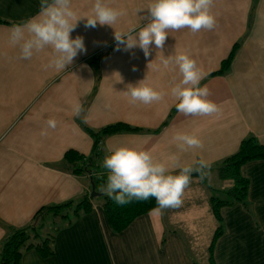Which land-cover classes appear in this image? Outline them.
Masks as SVG:
<instances>
[{
	"label": "crops",
	"instance_id": "obj_1",
	"mask_svg": "<svg viewBox=\"0 0 264 264\" xmlns=\"http://www.w3.org/2000/svg\"><path fill=\"white\" fill-rule=\"evenodd\" d=\"M106 3L126 12L113 28L87 26L94 0H71L81 18L70 37H81L85 50L59 71L44 68L50 49L23 59L19 47L9 44L11 26L35 16L40 0H0L4 20L0 22V241L12 228L30 222L40 206L92 193L88 172L75 174L61 166L69 148L91 155L93 137L84 126L100 128L124 121L141 128L105 135L99 145L100 166L108 143L143 145L164 162L176 155L191 163L199 153L212 162L210 172L244 137L254 135L264 143V0H213L212 30H169L163 54L153 46L147 58L139 47L125 50L118 45L114 31H125L146 16L147 9L136 10L146 8L149 0ZM236 42L240 45L228 71L212 74ZM177 51L188 52L206 73L201 86L219 106L218 114L186 116L176 110L170 87L180 74L174 66L164 69L161 58ZM142 79L164 94L161 101L129 103L125 84ZM76 101L84 107L80 118L72 114ZM49 119L57 122L54 129L48 127ZM177 131L195 133L202 148L181 150L173 140ZM240 170L249 180L248 197L221 208L223 230L215 242L216 264H264V159L247 161ZM209 188L206 179L200 181L194 174L180 207L162 214L153 208L120 231L108 225L102 197L90 195V210L59 226L54 253L42 257L27 249L22 263L207 264V247L217 224ZM199 245V249L204 245L205 254L199 253ZM192 251H198L200 262Z\"/></svg>",
	"mask_w": 264,
	"mask_h": 264
},
{
	"label": "clouds",
	"instance_id": "obj_2",
	"mask_svg": "<svg viewBox=\"0 0 264 264\" xmlns=\"http://www.w3.org/2000/svg\"><path fill=\"white\" fill-rule=\"evenodd\" d=\"M213 0H149L147 15L125 31H114V39L125 50L139 47L145 57L151 55L153 46L163 54L169 30L179 31L187 28L196 33L200 30H212L216 18L212 13ZM126 14L125 10L111 7L106 0H94L93 11L87 20V26H113ZM76 17L71 0H40V10L23 23H14L9 32V44L18 46L23 59H31L34 54L50 49L48 63L44 68L55 67L59 71L70 65L78 52H83V39L72 38ZM113 28V27H112ZM164 69L174 66L180 78L170 87V97L175 101L176 110L184 115L211 116L218 114L219 106L209 99V90L201 86L206 73L186 51H177L171 57L162 55ZM119 82L123 83L121 77ZM126 96L130 104L137 102L145 105L159 102L163 93L144 82L125 84ZM110 107V105H106ZM83 105L76 101L72 105L73 116L80 118ZM56 121L49 119L47 125L56 127ZM41 135H47L42 131ZM173 140L181 150L201 149L202 141L192 132L177 131ZM102 167L106 175L101 191L119 205H126L133 200L147 201L154 199L157 207L153 210L162 214L163 210L178 208L183 203L185 190L191 183L192 173H198L200 181L210 176L211 161L205 160L199 153L191 163H183L176 155L164 162L154 157L152 151L143 145L127 143H108L104 149Z\"/></svg>",
	"mask_w": 264,
	"mask_h": 264
},
{
	"label": "trees",
	"instance_id": "obj_3",
	"mask_svg": "<svg viewBox=\"0 0 264 264\" xmlns=\"http://www.w3.org/2000/svg\"><path fill=\"white\" fill-rule=\"evenodd\" d=\"M4 20L0 18V22ZM240 42H236L230 53L221 62L220 68L213 71L212 74H222L228 71L231 62L239 47ZM166 122V121H165ZM88 134L93 137L92 153L86 156L84 153L74 148L64 151L62 156V167L66 171L75 174L87 173L91 169H99V155L101 153L100 143L105 135L130 130H139L124 121H117L92 128L84 126ZM264 159V143L260 142L254 135L244 137L237 149L230 155L223 158L217 166L219 176L230 181L226 189H210V201L216 227L211 241L207 247V264H216L214 258V247L218 236L222 233V215L221 208L224 205H230L235 202H244L248 197L249 180L242 175L241 166L250 160ZM198 174L193 172L192 175ZM106 175L102 178H91V189L101 195L103 199L102 208L108 225L115 231L125 228L136 216L156 208L154 199L147 201H136L126 205H119L105 195L101 188L105 183ZM91 193L85 192L78 199H68L66 201L54 204L40 206L27 224L17 226L0 241V264H23L22 255L27 249H34L40 256L46 257L54 253L53 244L55 233L62 222H69L72 217L78 216L91 208L89 201ZM56 218L54 226L46 228L47 222ZM58 220V222H57Z\"/></svg>",
	"mask_w": 264,
	"mask_h": 264
},
{
	"label": "rangeland",
	"instance_id": "obj_4",
	"mask_svg": "<svg viewBox=\"0 0 264 264\" xmlns=\"http://www.w3.org/2000/svg\"><path fill=\"white\" fill-rule=\"evenodd\" d=\"M206 181H207V184H208V186H210V188H212V189H221V188H224V187H227V185H228V183H229V181L228 180H224V179H222L220 176H219V174H218V172H217V170L216 171H213V172H210V176L208 177V178H206ZM225 189V188H224ZM100 197H101V195H99V196H97V198L96 199H99L100 200ZM55 219L56 218H52L51 220H49L48 222H47V226H46V228H49L50 226H54V221H55ZM57 222H58V220H57ZM211 223H213V222H211ZM211 234V233H210ZM204 245H202L201 247V249H199L200 248V245L199 246H197V249L199 250V253L201 252L202 254H205V252H206V249H204V247H203ZM197 252L198 251H192V254L195 256V258H196V260L198 261V262H200V256H199V254H197ZM205 264V263H204Z\"/></svg>",
	"mask_w": 264,
	"mask_h": 264
},
{
	"label": "built area",
	"instance_id": "obj_5",
	"mask_svg": "<svg viewBox=\"0 0 264 264\" xmlns=\"http://www.w3.org/2000/svg\"><path fill=\"white\" fill-rule=\"evenodd\" d=\"M105 172H106V170L103 169V167L101 165V168H99L97 170L96 169H92V170L88 171V174H89L90 177H98V174L105 173Z\"/></svg>",
	"mask_w": 264,
	"mask_h": 264
},
{
	"label": "water",
	"instance_id": "obj_6",
	"mask_svg": "<svg viewBox=\"0 0 264 264\" xmlns=\"http://www.w3.org/2000/svg\"><path fill=\"white\" fill-rule=\"evenodd\" d=\"M90 178H92V177H90ZM91 181H92V180H91ZM94 194L96 195L97 193H95V192H92V193H91V195H94Z\"/></svg>",
	"mask_w": 264,
	"mask_h": 264
}]
</instances>
